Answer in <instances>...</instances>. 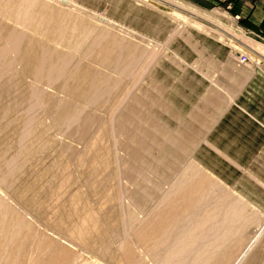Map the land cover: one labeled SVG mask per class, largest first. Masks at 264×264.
I'll return each mask as SVG.
<instances>
[{
    "label": "rangeland",
    "instance_id": "obj_1",
    "mask_svg": "<svg viewBox=\"0 0 264 264\" xmlns=\"http://www.w3.org/2000/svg\"><path fill=\"white\" fill-rule=\"evenodd\" d=\"M224 55L264 65L221 7L0 0V264H264V188L195 112Z\"/></svg>",
    "mask_w": 264,
    "mask_h": 264
},
{
    "label": "crops",
    "instance_id": "obj_2",
    "mask_svg": "<svg viewBox=\"0 0 264 264\" xmlns=\"http://www.w3.org/2000/svg\"><path fill=\"white\" fill-rule=\"evenodd\" d=\"M183 1L221 7L244 31L264 36V0ZM224 57L223 62L198 69L213 73L214 87L205 88L202 106L195 112L200 113L203 130L224 137L223 146L216 143L217 150L235 170L248 177L247 182L264 188V65L238 64Z\"/></svg>",
    "mask_w": 264,
    "mask_h": 264
},
{
    "label": "bare ground",
    "instance_id": "obj_3",
    "mask_svg": "<svg viewBox=\"0 0 264 264\" xmlns=\"http://www.w3.org/2000/svg\"><path fill=\"white\" fill-rule=\"evenodd\" d=\"M66 1V0H65ZM73 5V4H72ZM83 8V7H82ZM91 13H92V11H91ZM93 14H95V12L93 13ZM177 16H180V14H179V12H176L175 13ZM101 18H103L104 20H106V21H108L109 20V18H107L106 16H102ZM204 21V20H203ZM214 31H216L217 32V34H219L220 36H226V34H227V32H222V31H220L219 29H217V30H214ZM231 34H233V33H231ZM230 36V35H229ZM238 37H239V35H238ZM242 37V36H241ZM230 39H232V41H234L235 42V39L234 38H232L231 36H230ZM244 39V38H243ZM248 39V38H247ZM245 40V39H244ZM251 39H248V41L249 42H252V44L251 45H253V44H256L255 43V40L254 39H252L251 41H250ZM236 43V42H235ZM238 44V47H236V48H240L242 45L240 44V43H236V45ZM257 45V44H256ZM261 45V44H260ZM255 47V46H254ZM260 48V47H259ZM250 57V56H249ZM203 179V178H202ZM200 184V183H199Z\"/></svg>",
    "mask_w": 264,
    "mask_h": 264
},
{
    "label": "built area",
    "instance_id": "obj_4",
    "mask_svg": "<svg viewBox=\"0 0 264 264\" xmlns=\"http://www.w3.org/2000/svg\"><path fill=\"white\" fill-rule=\"evenodd\" d=\"M236 54L238 55L239 62H245L250 60L248 53L245 51H241L238 49Z\"/></svg>",
    "mask_w": 264,
    "mask_h": 264
}]
</instances>
